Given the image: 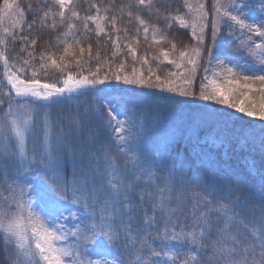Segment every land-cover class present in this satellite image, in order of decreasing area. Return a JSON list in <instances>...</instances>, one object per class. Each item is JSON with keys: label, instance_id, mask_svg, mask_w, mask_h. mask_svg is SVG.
<instances>
[{"label": "snow or ice", "instance_id": "snow-or-ice-1", "mask_svg": "<svg viewBox=\"0 0 264 264\" xmlns=\"http://www.w3.org/2000/svg\"><path fill=\"white\" fill-rule=\"evenodd\" d=\"M86 2L0 0V264H264V174L136 99L264 122V0Z\"/></svg>", "mask_w": 264, "mask_h": 264}, {"label": "trees", "instance_id": "trees-1", "mask_svg": "<svg viewBox=\"0 0 264 264\" xmlns=\"http://www.w3.org/2000/svg\"><path fill=\"white\" fill-rule=\"evenodd\" d=\"M105 2H108V0H105ZM175 2L179 3L180 0H175ZM161 3H167V0H161ZM80 4L81 15H83L87 2L86 0H80ZM129 28L131 30V26ZM55 35V33L50 34L51 38H54ZM181 38L187 39L186 37H178V39ZM90 39L95 44L96 38L94 34L91 35ZM145 47L142 45L139 51L143 53ZM105 52L110 55V43L107 49L102 48L101 54L104 55ZM2 75L3 69L0 66V80H2ZM155 104L154 111H158L162 119L177 123L185 129H196L199 131L201 137L210 132L214 135L217 132L221 133L217 138L224 142L228 150L224 154L223 150L220 149L216 159L220 161L226 171L234 173L242 179H246L250 185L255 186L257 189L259 188L261 175L264 174V150L260 147L261 140L264 139V128L261 127L264 122L251 120V118L243 120L236 119L235 117L231 119L224 118L227 125L225 127L224 123L219 122L220 118L217 120L210 119L196 104L174 108L168 101L163 99H160V103ZM190 148L191 146L188 145L182 155H188Z\"/></svg>", "mask_w": 264, "mask_h": 264}, {"label": "rangeland", "instance_id": "rangeland-1", "mask_svg": "<svg viewBox=\"0 0 264 264\" xmlns=\"http://www.w3.org/2000/svg\"><path fill=\"white\" fill-rule=\"evenodd\" d=\"M137 102L143 105L149 111H154L155 103H160V99L151 96H141L136 98ZM164 103V102H162ZM170 114V110L168 111ZM218 139V138H217ZM221 143L217 147H211L210 150L215 153V157L219 155V150L222 149L223 153L225 154L228 148L225 146L224 142L218 139Z\"/></svg>", "mask_w": 264, "mask_h": 264}]
</instances>
